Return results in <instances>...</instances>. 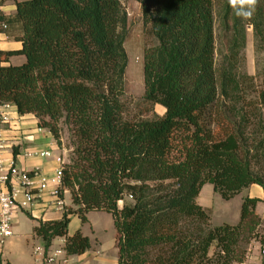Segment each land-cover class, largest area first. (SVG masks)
I'll list each match as a JSON object with an SVG mask.
<instances>
[{"label":"trees","instance_id":"16d2710c","mask_svg":"<svg viewBox=\"0 0 264 264\" xmlns=\"http://www.w3.org/2000/svg\"><path fill=\"white\" fill-rule=\"evenodd\" d=\"M136 1L157 42L143 51V101L161 106V117L125 118L120 0H14L13 16L0 11V36L20 43L0 49V106L32 115L58 146L59 126L69 134L61 190L73 208L32 235L45 249L63 238L68 256L81 255L90 241L79 230L68 234L69 216L85 223L88 213L104 212L117 264L243 262L241 238L258 224L260 200L243 199L236 225L211 227L197 198L204 185L225 201L251 185L264 192V92L243 66L245 25L255 51L264 50V0H223L219 62L213 0ZM17 56L24 62L8 63ZM125 196L131 203L119 208Z\"/></svg>","mask_w":264,"mask_h":264},{"label":"rangeland","instance_id":"374dc122","mask_svg":"<svg viewBox=\"0 0 264 264\" xmlns=\"http://www.w3.org/2000/svg\"><path fill=\"white\" fill-rule=\"evenodd\" d=\"M21 1V0H19ZM0 11L6 16H13L14 14V0H1ZM121 6L127 15L126 38L124 49L127 54V68L125 71V90L122 97V103L125 107V118H153L161 117L164 114V109L159 105H152L143 101V51L146 48L156 45V40L152 35L149 24L144 23L141 5L136 0H120ZM214 17H215V38L217 49V60L221 59V53L224 51V43L226 34L221 27V8L223 0H213ZM246 27V47L244 51V72L254 78V88L256 92H264V50L259 49L255 51L254 33L250 24ZM9 30L8 28L5 31ZM12 30V29H11ZM15 31V27H13ZM0 48L9 49L18 46L17 37L9 36L5 39L4 35L0 36ZM19 43V42H18ZM13 65L18 64L17 59H12ZM262 115L264 119V107L262 108ZM59 146L56 141V152L63 161V168L69 164L71 156V149L69 147V134L65 126H59ZM212 132L218 137L224 130V125L220 123L212 125ZM226 128V125H225ZM228 128V125H227ZM50 139H46L43 143H50ZM52 154L54 150H50ZM65 203L69 205V197L66 196ZM198 200L204 206H207V211L210 214V226H219L222 224L236 223L237 218H231V209L238 202V199L227 202L222 200L217 194L213 193L212 187L206 185L202 188ZM206 202V203H205ZM125 203H131V199L125 196L122 201L118 202V207H122ZM256 211V210H255ZM230 212V214H229ZM235 213V212H234ZM258 216V224L250 232H246L241 238V246L246 249L244 262L250 264L255 258H258V251L256 249L257 243H264V200ZM90 225L93 227L95 235L103 240L111 239V234L114 228L111 222V216L104 212H91L88 216ZM237 224V223H236ZM233 224V225H236ZM110 225V227H109ZM32 221L26 214L20 210L15 211L12 232L14 244L7 250L2 249L1 258L4 264H34L33 249L36 245L42 246L43 243L39 239L33 240L31 237ZM80 227V222L77 218L70 219L68 230L74 231ZM109 229L111 231H109ZM105 230V232H103ZM84 232L92 238L88 227L84 228ZM59 247L60 244H55ZM215 248L212 247L209 251V257L213 255ZM6 261V262H5Z\"/></svg>","mask_w":264,"mask_h":264},{"label":"crops","instance_id":"0c3cea01","mask_svg":"<svg viewBox=\"0 0 264 264\" xmlns=\"http://www.w3.org/2000/svg\"><path fill=\"white\" fill-rule=\"evenodd\" d=\"M4 37L5 39H8L5 35ZM17 44L18 46L15 45L14 48H9V49L0 48V49L4 51L15 50L18 49L20 46V43L17 42ZM12 59H17L18 64L24 62V58L22 56H17V57L9 58L8 63L12 62ZM10 64L13 65V63ZM9 117L10 119H12L10 124L3 125L0 130V135L4 139V142L6 144V149L4 151L5 158L6 159L10 157L14 158L17 161L18 166L25 170H32L37 168L45 176H51L52 174H54V172L59 167L58 159H60V157L56 152V144L53 138L51 137V135L46 130L43 129L39 130L36 128V120L32 115H23V116L18 115L15 109L12 107V110L9 112ZM46 139H50L51 142L44 144L43 142ZM50 150H54L55 153L52 154ZM29 151H47L48 156L45 158L27 159L25 157V154ZM66 196L69 197V201H70L69 205L65 203L66 211H67L68 208H73V206L71 204L69 192L64 191L63 197L65 198ZM246 197L257 198L260 200V202L256 206V211L257 213H259V210L261 209L264 200L263 189L258 185H251L248 188L242 190L234 198L227 201L230 203V201L234 199H238V202L233 207L234 209H231V214L229 212L231 218L234 217L237 218L236 223H238L239 221L241 203L243 199ZM197 203L204 209H208L207 206H204L199 202L198 198H197ZM20 211L24 212L26 216L28 215L30 216V218L29 217L28 218L32 221L33 227L37 226L39 222L60 220L63 215V213L61 212H56L54 210L47 209L42 203L34 204L32 207ZM90 213L86 215L85 223H81L76 215L69 216V222L72 217H75L79 220L80 227L74 231L68 230V234L71 235L75 231L79 230L82 233V235L86 236L90 241V248L81 255L70 256L69 264H117L118 254L115 244L116 231L113 226L112 217H111V222L114 228V232L111 234L112 238L103 240L95 235L96 233L93 231V227L90 225V221L88 218ZM236 223H231V224L233 225ZM85 227H88L89 232L92 235V238L84 232ZM109 231L111 230L109 229ZM103 232H105V230H103ZM13 236L14 235H12L10 238H8L5 241L4 243L5 250H7V248H11L12 245L14 244ZM31 237L33 240L39 241V239L33 237L32 230H31ZM64 243L65 240L63 238H58L52 242V246L54 247L55 244L64 245ZM33 257H34V264H42L40 258L38 257L36 258L34 253H33ZM0 264H4L2 258L0 260Z\"/></svg>","mask_w":264,"mask_h":264},{"label":"built area","instance_id":"2783aa9c","mask_svg":"<svg viewBox=\"0 0 264 264\" xmlns=\"http://www.w3.org/2000/svg\"><path fill=\"white\" fill-rule=\"evenodd\" d=\"M12 106H0V125L10 124L9 112ZM6 144L0 135V260L5 241L13 235L12 224L15 211L25 210L34 204L42 203L49 210L64 213L66 205L63 197L62 170L63 161L58 159L59 167L51 176H45L39 169L25 170L18 166L17 161L4 156ZM47 151H29L25 154L27 159L45 158ZM130 198V197H129ZM258 258L250 264H264V243H257ZM36 258L42 264H69V258L63 245L47 249L37 245L33 249ZM237 264H247L240 262Z\"/></svg>","mask_w":264,"mask_h":264}]
</instances>
